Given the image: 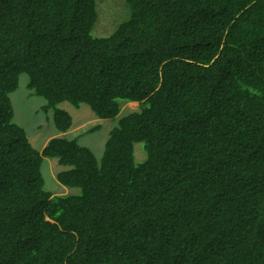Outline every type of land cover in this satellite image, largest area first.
Masks as SVG:
<instances>
[{"label": "trees", "instance_id": "16d2710c", "mask_svg": "<svg viewBox=\"0 0 264 264\" xmlns=\"http://www.w3.org/2000/svg\"><path fill=\"white\" fill-rule=\"evenodd\" d=\"M96 1L0 0V264H264V0H123L106 37ZM21 75L52 112L40 151ZM63 102L138 110L96 159ZM43 158L77 192L45 190Z\"/></svg>", "mask_w": 264, "mask_h": 264}, {"label": "rangeland", "instance_id": "374dc122", "mask_svg": "<svg viewBox=\"0 0 264 264\" xmlns=\"http://www.w3.org/2000/svg\"><path fill=\"white\" fill-rule=\"evenodd\" d=\"M96 10L97 20L91 33L94 37L110 35L116 25L124 19L123 0H97ZM26 82V76L21 75L18 88L9 95L13 109V122L24 130L32 147L40 151L49 139L57 136V133L52 122V112L41 110L44 100L32 95L26 88ZM58 108L64 110L71 118V127L63 135L67 138H77L80 145L89 148L96 159H99L108 132L117 125L120 117L137 111L138 105L121 102L117 116L107 120L96 118L84 104L74 108L69 103L63 102L58 105ZM96 126L99 127L98 130L88 131ZM143 157L141 144H135L134 159L139 162ZM62 169L55 159H42L40 172L44 179V189L52 195L77 192L76 189H66L57 182L55 176Z\"/></svg>", "mask_w": 264, "mask_h": 264}, {"label": "clouds", "instance_id": "9594fccd", "mask_svg": "<svg viewBox=\"0 0 264 264\" xmlns=\"http://www.w3.org/2000/svg\"><path fill=\"white\" fill-rule=\"evenodd\" d=\"M132 103H134V102H132ZM137 104V103H136ZM138 105V104H137Z\"/></svg>", "mask_w": 264, "mask_h": 264}, {"label": "bare ground", "instance_id": "6f19581e", "mask_svg": "<svg viewBox=\"0 0 264 264\" xmlns=\"http://www.w3.org/2000/svg\"><path fill=\"white\" fill-rule=\"evenodd\" d=\"M133 104H135V103H133Z\"/></svg>", "mask_w": 264, "mask_h": 264}]
</instances>
